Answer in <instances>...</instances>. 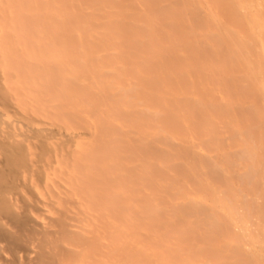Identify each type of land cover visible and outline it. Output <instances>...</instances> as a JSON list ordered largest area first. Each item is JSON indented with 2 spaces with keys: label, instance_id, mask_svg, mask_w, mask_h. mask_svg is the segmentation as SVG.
I'll return each instance as SVG.
<instances>
[{
  "label": "bare ground",
  "instance_id": "1",
  "mask_svg": "<svg viewBox=\"0 0 264 264\" xmlns=\"http://www.w3.org/2000/svg\"><path fill=\"white\" fill-rule=\"evenodd\" d=\"M151 3L0 0V264H236V245L243 264H264L249 249L255 233L264 246V131L252 125L253 95L264 116L262 5L202 29L188 0L164 22ZM212 28L229 37L216 57L204 55ZM223 41L243 44L240 61ZM216 66L251 84L200 82ZM233 130L236 154L203 161ZM226 161L249 167L239 185L210 175L230 173Z\"/></svg>",
  "mask_w": 264,
  "mask_h": 264
},
{
  "label": "rangeland",
  "instance_id": "2",
  "mask_svg": "<svg viewBox=\"0 0 264 264\" xmlns=\"http://www.w3.org/2000/svg\"><path fill=\"white\" fill-rule=\"evenodd\" d=\"M92 1H96V0H92ZM103 1H109V0H103ZM126 4H130L131 0H123ZM184 0H151V6L152 8L156 11L157 15H159V18L162 22L166 21L165 18L168 15V12L172 9V8H177L179 9L180 5L183 3ZM189 1V6H190V10H189V17L191 22H193V24L196 23V21L198 22V20H200L203 25L206 28V24L209 23L210 18L212 17H216V16H221L222 19L228 20L230 17L231 13H234L231 9V7L234 8L235 13L243 20V21H247L245 14H244V9L247 7V9H251L252 6H261L262 7V11L264 10V0H249V4L245 5L244 3L240 4L239 1L237 0H224V2L227 4L224 9H220L219 11H215V9L209 8L210 6H214V2L216 0H188ZM200 2H204V6L205 8H201L199 6ZM260 3L259 5L257 4ZM257 4V5H256ZM260 7V8H261ZM264 14V11H263ZM123 22H125V20H123ZM197 24V23H196ZM200 28L203 29V27L199 24H197ZM197 26V27H198ZM194 30V28H193ZM160 33V32H159ZM158 33V34H159ZM209 35L207 37L204 38V45L206 48V51L204 52L205 56H215V53L213 51V47L212 45L216 42V40L218 39L219 36L222 35L221 31L218 28H212V30L208 31ZM247 35V34H245ZM223 36V35H222ZM222 38H224V40L226 41V43H229V37H225L223 36ZM250 38V37H249ZM251 39V38H250ZM192 38L187 42L188 43V47L189 44L191 43ZM242 41V40H241ZM252 43H253V39H251ZM224 42V41H223ZM227 43V44H228ZM251 44V42H248L247 45L249 46ZM242 45H240L239 49L236 50V52H234L231 49V46H225V42H224V50L222 51L221 55L226 57L227 62H229L231 59H233L235 56H237L238 60L240 61V57L241 56V51H242ZM188 56L190 57V55H195L197 58L198 52L194 51V49H190V51L187 53ZM220 55V56H221ZM216 57V56H215ZM218 59V58H217ZM216 59V60H217ZM244 70H236V72L233 74H229V73H224L218 75V67H214L211 71L210 69H206L204 72V76L201 77V81L200 82H206L207 80H214L217 84H218V89L224 91L225 87L228 85H235V83L237 84V89L239 91L243 90V89H247L246 85L251 84L248 80L245 79V75ZM236 87V85H235ZM261 102L263 103V100L261 101V96L258 95L255 96L253 95V119H252V125L254 128V131L256 134L259 133V131L261 129H263L264 131V116H261V112H260V105ZM219 103V102H218ZM264 105V104H263ZM209 106V105H206ZM244 106V107H243ZM247 106L249 105H238L235 108H230L227 113L229 114V116L234 115L235 113H240L239 111H242L243 108L247 109ZM222 110V108L220 109ZM220 138L222 139L221 144H220V149L216 152H214L213 154H211L209 151H204L202 154V158L203 161H208V162H213V161H222V159L225 157V155L229 157H232L236 154L237 152V148L235 144H231L228 143L229 141H232L234 138H238L240 137V132L238 130H233V131H223L221 133H219ZM258 138V137H257ZM150 145V146H149ZM155 144H153V142H150L147 147H152ZM155 147V146H154ZM153 149V147L151 148ZM156 149L158 150L157 146ZM187 150H191L190 148H187ZM224 166H228L230 168V173L225 172L223 170H218V172H211L210 175L214 176V177H220L221 180L219 181V184L222 186H227L228 182H232L233 186L234 185H239V181L242 178V174L244 169L249 168V167H240L235 163H230L228 164V161H226L224 163ZM179 171H182L185 168V162H184V158L180 159L176 166H175ZM250 173L247 174L245 172L244 176L247 178L248 175V181L250 182H254L256 180H259L261 177L258 178H252L255 177V174H257V172L253 171V169H249ZM252 171V172H251ZM254 174V175H252ZM228 181V182H227ZM243 184V181H242ZM244 185V184H243ZM256 190L258 191L259 189L257 187H255ZM262 194H261V199L259 203H256V207L260 208V216L257 215V224H261L262 222H264V189L262 188ZM169 213V210H163V208L160 209V211L158 212V217L161 219L165 218L166 215ZM192 215H190V212H188L187 214L184 215H178L176 218V223H182L183 221L187 220L188 218H190ZM260 234L255 233V240L249 243V249L251 251H253L252 253L257 257L263 260L264 262V246L262 244V238L259 236ZM242 242H247V240H240L239 239V243ZM124 247V246H123ZM233 250L235 251L236 255H235V260H236V264H243L245 261V258L243 256L242 250L239 248V245H236ZM134 260V259H132ZM256 262V260H255ZM257 263V262H256ZM122 264H128V262H122ZM229 264V263H227ZM235 264V263H232Z\"/></svg>",
  "mask_w": 264,
  "mask_h": 264
}]
</instances>
